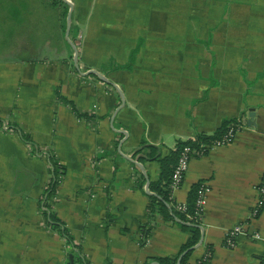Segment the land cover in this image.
I'll use <instances>...</instances> for the list:
<instances>
[{
  "label": "crops",
  "instance_id": "0c3cea01",
  "mask_svg": "<svg viewBox=\"0 0 264 264\" xmlns=\"http://www.w3.org/2000/svg\"><path fill=\"white\" fill-rule=\"evenodd\" d=\"M69 1L73 35L82 31L85 37L78 62L69 58L64 7L54 0H23L25 38L11 37L0 50V264H146L153 257L174 258L188 233L147 214L149 183L158 179L159 164L140 162L135 152L144 140L164 156L178 140L196 138L197 132L211 135L231 119L242 129L227 145L193 157L172 199L186 204L193 184L208 187L202 241L187 264L207 251V264H262L264 205L254 218L250 211L264 174V14L257 16L249 3L213 0L222 13L211 29L198 19L206 13L203 0H91L81 23L77 0ZM110 3L141 12L104 14L101 9ZM237 5L247 19L237 18ZM50 21L51 32H44ZM138 39L132 70L101 72L110 57L124 64ZM11 51L21 55H5ZM56 91L94 117L78 118ZM9 122L63 165L51 206L75 247L40 219L48 164L7 131ZM239 223L262 239L239 236L228 249L225 233Z\"/></svg>",
  "mask_w": 264,
  "mask_h": 264
},
{
  "label": "trees",
  "instance_id": "16d2710c",
  "mask_svg": "<svg viewBox=\"0 0 264 264\" xmlns=\"http://www.w3.org/2000/svg\"><path fill=\"white\" fill-rule=\"evenodd\" d=\"M53 3H61V5L64 7L62 11L64 19L63 31L66 35L67 14L70 5L64 0H54ZM220 6L221 5L217 3L209 4L207 11L205 10L206 19L204 18L205 13H203V17L198 18H202L201 24L204 27L211 29L217 27V25H213L215 19L211 17V15L217 14ZM225 6H227V4ZM197 12H199V10ZM72 17L73 11L71 13L70 29L68 35H66L68 47L71 54L69 55V58L71 59H73L72 52L75 51L73 46H75L78 52L80 51L81 39H79L78 36L82 35L81 33L76 35V37L73 35L74 27L72 23ZM207 20L208 23L206 22ZM210 39L211 35L208 36V42L210 41ZM208 42H206V44H208ZM141 44L142 40L138 39L136 46L130 51L128 60L124 64H119L115 61L114 58L110 57L107 62L101 65V72L108 74L109 72L116 70H132L135 64L136 55ZM56 96L59 102L69 106L74 115H76L78 118L83 117L87 120H91L94 117L93 115H89L86 112H79L76 109L73 101L68 100L66 97H63L57 91ZM236 123H239V121L236 119L225 120L222 122V125L211 135L197 132L196 138L178 140L176 142L175 148L169 149L167 154L164 156L161 155L160 149L157 146L151 145L144 140L141 141L139 148L135 152V154L138 155L137 159L140 162L156 161L159 164L158 179L149 183V190L152 192V194L147 196V214L149 215V217L157 215L160 216L164 221L176 223L183 231L188 233L185 242L181 245L178 254L174 258L153 257L149 258L146 264H152L153 262H157L158 264H177V260L179 257H181L179 264H187L190 254L192 253L194 247L198 244L201 237L200 222L196 220L195 204L198 197L199 188L203 183L199 181L191 186L187 197L186 211H181L178 209L177 203L171 197L170 183L173 170L177 164L179 154L185 146H188L193 150L192 157H197V151L201 150L203 146L210 145L213 141L221 138L226 133L228 127L231 124ZM6 129L7 131H11L19 135L21 140L28 145V150L31 155L43 158L48 164L49 179L44 185L38 200L39 211L44 222L48 224L51 229L59 231L60 234H62V236L65 238L66 242L70 246L75 247L76 245L73 243L71 235L68 233L64 225L59 221L56 212L51 206V202L53 201V198L57 192L56 188L65 173L63 165L60 164V162L57 160L56 155L52 150L47 149L43 151L37 144L31 141L30 137L22 131L19 125L9 122L7 123ZM138 188L141 189L142 184H139ZM187 215H189V217ZM176 219L178 220V223ZM142 231L144 234H147L148 232L145 228ZM71 253L72 258H77L78 254H74V252Z\"/></svg>",
  "mask_w": 264,
  "mask_h": 264
},
{
  "label": "rangeland",
  "instance_id": "374dc122",
  "mask_svg": "<svg viewBox=\"0 0 264 264\" xmlns=\"http://www.w3.org/2000/svg\"><path fill=\"white\" fill-rule=\"evenodd\" d=\"M77 0L78 2V6H77V18L81 19V23H85L86 20H84L86 17H88L87 15V6H88V10H89V4L91 5L94 0ZM205 1V9L207 11V8L209 7V4H211L213 2V0H203ZM206 1L208 3H206ZM239 2H244L245 4H247L248 6H252L251 10L255 11L258 14H264V11H261L260 9L262 7H264V0H236ZM251 2V3H250ZM85 4H86V10H85ZM237 4V3H236ZM141 6V5H139ZM146 8L150 9V6H148V4L145 5ZM148 6V7H147ZM241 6V5H240ZM240 6H233L234 9L238 8V13L241 14V16H238L237 18L239 19H247V14H244V12L240 11L241 7ZM24 4H23V0L18 2L17 0H2V2L0 3V50L2 47L5 46H9V39L11 37L13 38H17L19 40H23V38H25L26 32H27V23L28 20L25 18V14L23 10ZM129 7V6H128ZM227 7V6H226ZM103 10L104 14H108V12L110 11V13L112 15H122V16H127V14L129 13V16L133 15H139L141 12V7H137V6H132L131 8H129V10H124V6L123 5H119L118 3H113L111 5V3L108 5V7H106L105 9H101ZM155 10L154 8H152V11ZM147 12V11H145ZM218 13L215 15H211V17H213L214 23L213 25H216V18H220V14L221 9H219L217 11ZM89 13V11H88ZM98 13H101L98 11ZM254 14V13H253ZM255 15V14H254ZM204 16V15H203ZM195 17V16H194ZM206 17V13L205 16ZM264 17V16H263ZM263 17H259L257 18L254 22H256L257 24L261 23L263 20ZM84 20V21H83ZM106 22L110 23V21L107 19H105ZM242 21V20H241ZM258 21V22H257ZM208 23V20L206 21ZM104 29V27L101 28V31ZM52 30V21L49 22V24H45V31L43 28L44 32H48L50 33ZM82 34V31L80 32ZM23 37V38H22ZM79 39H81L80 42V46L82 47L84 45L85 42H83L85 40L84 34H82L81 36H78ZM138 42V41H137ZM21 55V53L18 52H6L5 55ZM23 55V53H22ZM73 57V55H72ZM78 60V57H77ZM78 62V61H77ZM19 208H24V207H19ZM25 209V208H24ZM41 220L42 217H40Z\"/></svg>",
  "mask_w": 264,
  "mask_h": 264
},
{
  "label": "built area",
  "instance_id": "2783aa9c",
  "mask_svg": "<svg viewBox=\"0 0 264 264\" xmlns=\"http://www.w3.org/2000/svg\"><path fill=\"white\" fill-rule=\"evenodd\" d=\"M242 124L236 123L231 124L226 133L219 139L213 141L210 145L203 146V148L199 151H197V155L201 156L208 152L210 148H217L222 147L224 145H227L230 143L237 135V133L242 129ZM193 150L185 146L182 151L179 154L177 164L173 170L172 177H171V183H170V191H171V197L172 193L179 188V186L182 183V180L184 178V175L189 167V162L193 158L192 157ZM208 192V187L206 184H202L199 188L198 197L196 200V220L202 223V216H203V208L205 204V197L206 193ZM256 192H257V199L256 203L253 206V208L250 211V217L254 218L256 217L260 209L264 205V174L260 177V180L258 181L256 185ZM177 207L181 211H186V204L185 203H177ZM189 217V215H187ZM250 236L255 240L262 239L261 234L257 231L250 230L247 224L239 223L229 230L226 231L225 237H224V245L228 249H232L236 245V239L239 236ZM211 253L209 251L205 252L203 256L195 263V264H207L210 260ZM264 264V261L263 263Z\"/></svg>",
  "mask_w": 264,
  "mask_h": 264
},
{
  "label": "water",
  "instance_id": "95a60500",
  "mask_svg": "<svg viewBox=\"0 0 264 264\" xmlns=\"http://www.w3.org/2000/svg\"><path fill=\"white\" fill-rule=\"evenodd\" d=\"M66 2L69 3L70 5V8H69V11H68V14H67V29H66V35H68V32H69V29H70V19H71V13H72V9H73V4L72 2H70L69 0H64ZM75 51H74V55H73V60L76 62L77 61V57H78V51L76 50L75 46H73ZM88 73H94V74H97L102 80H105L104 76L100 75L96 70H89ZM250 117L253 116V113L251 112ZM146 192L149 194V190H148V187H146ZM201 241H202V237L201 239L199 240L198 244L197 245H200L201 244ZM180 259H178V262L177 264H179V261ZM154 264H158V263H154Z\"/></svg>",
  "mask_w": 264,
  "mask_h": 264
}]
</instances>
